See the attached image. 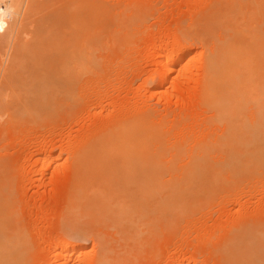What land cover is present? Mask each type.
Returning a JSON list of instances; mask_svg holds the SVG:
<instances>
[{
    "label": "rangeland",
    "instance_id": "rangeland-1",
    "mask_svg": "<svg viewBox=\"0 0 264 264\" xmlns=\"http://www.w3.org/2000/svg\"><path fill=\"white\" fill-rule=\"evenodd\" d=\"M43 1L40 3L43 4ZM46 1L52 5L61 3L58 4L59 8L50 5L53 7L51 9L48 5L46 8L42 7V10L51 9L57 12L56 10L64 6L62 0H45L44 5H47ZM99 1L115 10L113 14L119 17L122 15L124 19L129 16L126 20L133 23L128 26L129 31L122 30L125 33L116 31L115 34L119 33L116 39L108 38L106 42L108 41L109 47L105 45L106 47L98 48L95 54L96 65L93 66L95 71L82 75L79 86L76 87V103L72 104L73 106L62 105V108H55V111L51 108L49 112L47 109L46 114V111L42 113L43 111L39 110L35 113L36 116L34 113L13 116L10 115L13 112L8 113L9 111L0 113V186L3 187H0V191H10L9 195L13 196L11 201L14 202L12 211H15V217L10 228L15 227L18 236L24 234L21 237L28 242H24V246H28L24 248L25 252L30 250L28 259L24 257V264H94L99 254L95 237L100 236L106 244L109 240L107 245L109 249L114 250L112 258L117 259L118 251L119 255L126 252L119 256L123 261L118 258V264H226L227 258L223 251L228 248L232 239L236 236L239 238L240 234L245 235V231L257 232L259 229L258 232L262 234L264 229V164L263 167L257 166L258 161H251L245 158L247 156L240 157L239 153L238 158L237 155L234 156L237 151L242 150L239 145L235 144V147L230 143L228 148L231 149H228L221 141V145L226 147H220V141L216 139L222 135L224 128L217 129L220 126L214 122L213 112L203 104L200 96L202 67L207 50L198 38L203 33L211 13L218 10L221 3L227 0ZM51 11L48 10L49 13H52ZM107 37L109 35L106 34L105 38ZM111 41H114V44ZM182 46L187 47V54L173 67L174 71L169 80L159 86L160 76L165 73L159 61L164 57L170 58L171 54L179 52ZM6 48H3L5 54L8 51ZM0 49L2 52V48ZM9 53L10 51L8 55ZM5 58L6 56L1 59ZM141 114L152 116L156 124L163 126L166 141L125 142L126 145H123L118 144L119 142L106 144L102 143L104 141L95 140L106 135L117 123L129 122L137 115L142 116ZM121 150H126V154ZM232 150H235V153L232 154ZM225 151H229V156ZM199 154L202 158H199ZM84 155L92 159L85 156L86 159L81 160ZM123 155L157 158L163 156L161 160L167 179L174 176V182L179 179L176 185L189 189V195L184 199L179 212L174 214V228L172 224L168 226L169 229L172 226L171 230L162 226L161 229L166 227L169 231L165 228L166 231L162 234L159 229L158 236L149 239H154V244L153 241L145 239L143 243L141 240L144 247L141 243L139 247L137 242L134 247L133 241L129 239V243L134 245L133 250L129 243L126 245V237L124 242L122 236L115 233L116 228L108 229L110 225L105 222V229L101 223L104 219L101 217V221L100 216L97 213L95 215L90 208H82L84 215L81 208L80 212L77 210V213L71 214L75 205L71 201L73 190L80 188L79 181L80 184L87 181L84 185L87 188H94L99 183L98 186L105 191H111L113 187L116 189L117 184L118 190L120 189L124 179L109 171V174L105 173L107 169L104 170L103 167L120 161ZM93 158H97L100 164ZM95 164L98 170L101 166L104 172L100 171L99 174L95 170L98 173L94 176L96 172L92 173L91 170L92 167L97 168ZM84 165L94 166L88 168ZM87 168H91L90 171ZM170 170L174 175H171L173 173ZM94 178L98 183L95 180L93 187L90 181ZM108 180H113V183L108 184ZM3 184L5 186H2ZM123 187L121 186L120 190H123ZM129 187L133 185L130 184ZM70 207L71 209H68ZM76 214L79 215L74 218ZM82 217H86L85 220ZM76 219L86 225L83 229V225H80L82 232L86 229L91 231L93 228L94 234L97 231L98 234L96 233L95 237L92 234L86 237L87 239L75 237L67 227L69 228L70 222H76ZM88 220L91 223L87 222ZM96 223L98 226H93L97 225ZM251 228L253 231H250ZM99 233L101 235L96 236ZM66 239L73 240L72 243L76 248L79 247L78 250H88L87 256L79 261L75 255L56 257L60 251V241ZM117 248L120 250L116 252ZM132 251L136 255L132 254ZM124 254H127L129 259ZM222 257H225V260Z\"/></svg>",
    "mask_w": 264,
    "mask_h": 264
},
{
    "label": "bare ground",
    "instance_id": "bare-ground-1",
    "mask_svg": "<svg viewBox=\"0 0 264 264\" xmlns=\"http://www.w3.org/2000/svg\"><path fill=\"white\" fill-rule=\"evenodd\" d=\"M41 1L43 0H0V35L3 34V36H0V48H2V52L5 51L3 48L6 47L10 51L9 55L8 51L7 54H5L6 51L5 53L3 52L4 55L0 52L2 53L0 59H3L4 56L7 58V60L6 58L0 60V113L3 111L7 113L9 111L8 113L13 112V114H10L11 116L19 114L29 115L33 113L35 115V113L41 110V112L43 111L42 113L46 111V114L48 113L47 109L50 112L51 108L55 111V108L59 107L60 109L62 105L64 107L65 105L73 106L77 101L75 94L76 87L79 86L78 82L81 80L80 77L82 75L85 76L84 74L91 73L92 70L95 71L93 68L96 65L95 54L98 48L105 45L109 47L108 41L106 42V40L113 37L112 40L116 39L115 37L119 35V33L115 34L116 31H121V33H125V31H122L124 29L129 31L130 28L128 26L133 23V21L126 20L129 16L124 19L122 15L121 18L113 14L115 10H111V7L100 3L99 0H64V2L62 0V5L64 6L60 10H56L57 12L55 10L51 11V9L54 5L58 7V4L61 2L52 5L46 1L45 3L47 5H44L45 0L43 4L40 3ZM58 1L55 0V2ZM225 2L221 3L218 10L211 13L206 21V26L203 29L204 31H202L203 33L198 38L207 50L202 67L203 76H201L200 96L202 97L203 104L213 112L214 122L220 126L217 129L222 128L223 130L224 128L222 135L216 139V141H220L218 144L221 145L223 142L222 144H226L227 148L230 146V143L239 145L242 150L237 151L234 156L238 153L240 157L241 155L247 156L245 158H249L251 161H258V166L264 164V0H227ZM50 5L53 7H50ZM44 6L45 8L46 6L50 7L51 9L48 10L52 13H49L48 10H42ZM124 16H126L125 12ZM34 17H37V19ZM32 18L35 20H32ZM106 34L109 37L105 38ZM110 35L113 36L111 37ZM112 42L114 44V41ZM186 48V46H182L179 48V52H173L174 54H171V59L168 57L167 60L164 57L166 60L163 58L159 61L162 69L164 68L163 70H165L164 75L160 76L159 86L169 80L174 71L173 67L187 54ZM86 76L91 78L93 75L91 77L89 75ZM141 115H137L140 117L133 116L135 119L131 118L133 120L129 122L113 125L114 127H111L106 135L101 136V138L99 136V139L95 140L100 142L104 141L102 143L106 144H110L109 142L115 144L119 142L118 144L123 143V145H126L125 142L144 143L146 141H166L167 138L163 135V126L161 127L156 124L157 122L155 123L153 121L152 116ZM226 145H223L224 148ZM223 146L221 145L220 147ZM204 151L206 153V150ZM226 151L225 154L228 155L229 151L228 153ZM234 151L232 150V154ZM122 152L125 153L127 151L123 150ZM160 154L158 155L160 156ZM199 156V158H202L200 154ZM86 158L92 159L88 155ZM162 158L163 156L157 158V156L143 157L134 155L132 157H126L123 155L120 161L118 160V162L109 165V167L108 165L103 167L105 168L104 170L107 169L105 173L109 171L111 174L121 176L125 180L120 179V182L121 180L123 181L121 185L122 187L124 185L123 190H120L122 189L121 186L118 190V184L117 186L114 184L117 187L116 189L110 187L112 188L111 191L106 186L108 191L102 190L98 186V180L95 178L90 183L92 182L91 185L94 187V181L96 180L98 183H96V187H85L84 185L87 181L83 180L85 181V183H82L84 188L80 184L81 181H79V178L78 185L82 187L79 186L80 188L77 187L76 190H73L71 201L75 205L72 213H70L75 214L77 210L80 212V208L81 210L82 208H90L91 211L95 212V215L98 214L100 216V219L101 217L104 219H101V221H104L101 222L103 225L106 222L110 225L108 229L116 228L117 231L115 233H119L117 235L122 236L124 242L127 238L128 242H126V245H128L127 243H129L130 239L133 241L135 246L132 245L134 247H136V242L140 247L139 243H141V240L144 243L145 239L147 241L151 237L156 236L162 226L168 227L172 224L174 214L179 210L184 199L189 195V192H187L189 189L187 187H181L179 184L178 187L176 185L179 179L176 178L177 182H174V176H170L167 179ZM94 161H97L96 163L98 164L97 158ZM92 166L86 167L89 168ZM100 167L99 170L98 166L96 169L92 167V173L98 171L100 174V171H103V168ZM90 169L88 170L90 171ZM170 171L173 173L171 175H174V172L172 170ZM98 172L94 173V176ZM90 175L93 176L92 174ZM83 178L85 177L83 176ZM128 179H130V182ZM112 181H109L108 184ZM130 184L133 187H129ZM2 186L5 185L3 184ZM2 190L0 191V264H24V257L28 256L30 250L27 249V254L25 255L26 249L24 248L28 246L26 244L24 246V242H27V240L25 238L23 240V236L21 237L23 234L22 231V234L18 236L15 233L16 228L13 226L15 230L10 228V224L13 223V218L15 217L13 215L15 211H12V204L14 202L11 201L13 196L11 197L9 195L10 191L7 193L5 190H3L5 192ZM68 209H71V207ZM81 212L83 213V210ZM77 215L79 214L74 215V218ZM82 218L85 220L86 217ZM78 220L76 221L78 224L74 222L75 219L74 221L70 220L73 223L70 222L67 230L70 229L72 234L75 237L79 236V238H86L94 234L93 228L91 227H89V229H92L91 231L86 229V231L82 232L85 224ZM80 225H83L82 229ZM106 225H104L105 229ZM93 226H98V224ZM172 226L170 229L168 227V229L171 230ZM165 228L161 229L160 233L162 232L163 234L167 229ZM250 231H253L252 228ZM258 231H245L243 232L245 235L240 234L241 236L239 238L236 236L231 242L229 241L230 243L228 242V248L223 251L224 256L227 258L226 264H264V229L262 230V234ZM68 232L71 234L70 231ZM96 233L98 234V231ZM100 233L96 236H100ZM95 234L93 237H95ZM73 235L70 236L73 237ZM107 236L109 237V235ZM117 238L119 239V237ZM95 239L98 242L96 246L99 248V254L94 264H118L117 259L119 256H123V253H126L120 252L121 254L119 255L118 250L120 249L117 248V259L112 258L114 257V253L112 254L114 250L109 249V240L107 245L101 236L95 237ZM118 239L117 241H120ZM68 240L60 241V251L57 252L56 257L62 258L65 255H75L77 261L85 257L88 250L86 251L82 248V250H78L79 247L76 248L77 246H74L72 243L73 240H70L71 242ZM153 240H149V242ZM131 243L129 244L132 248ZM143 243H141L142 247H144ZM156 243L159 244V242ZM153 244H150V246ZM138 251L140 252V250ZM127 253H129V250ZM124 255L127 256V254ZM128 257L127 259H129ZM225 257L222 258L225 260ZM119 259L120 261L122 260L121 258ZM127 259L125 258V260ZM121 263L123 264V262Z\"/></svg>",
    "mask_w": 264,
    "mask_h": 264
}]
</instances>
